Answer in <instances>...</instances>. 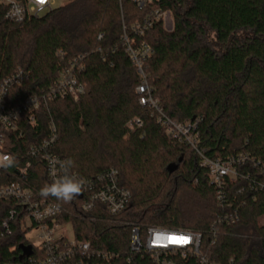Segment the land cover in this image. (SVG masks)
Instances as JSON below:
<instances>
[{
	"label": "trees",
	"instance_id": "16d2710c",
	"mask_svg": "<svg viewBox=\"0 0 264 264\" xmlns=\"http://www.w3.org/2000/svg\"><path fill=\"white\" fill-rule=\"evenodd\" d=\"M151 10L168 13L171 28L158 21L136 36L133 27ZM4 11L0 6V81L18 70L29 75L11 90L12 103L47 90L80 56L85 93L76 102H50L34 114V124L23 114L15 132H3L14 163L0 171L2 183L17 180L16 169L27 163L29 147L46 138L52 120V152L70 165L69 174L90 180L114 169L130 194L129 205L115 216L101 206L82 213L79 195L69 202L46 198L63 210L57 223L71 225L72 236L91 250L124 259L131 228L155 226L200 233L201 251L213 263L264 264V225H257L264 194L246 182H227L224 200L233 208L241 203L238 220L222 225L211 245L210 229L221 213L215 190L195 154L138 105L140 79L121 40L125 32L135 45L151 48L144 73L154 97L172 120H199L206 156L246 154L256 164L253 175L264 171V0H152L141 9L130 0H72L19 24L5 20ZM134 118L143 126L131 130L127 123ZM169 167L176 168L170 173ZM26 181L39 195L50 185L42 162L30 161ZM10 208L0 202V222ZM32 254L21 233L6 236L0 229L1 264H19Z\"/></svg>",
	"mask_w": 264,
	"mask_h": 264
},
{
	"label": "built area",
	"instance_id": "2783aa9c",
	"mask_svg": "<svg viewBox=\"0 0 264 264\" xmlns=\"http://www.w3.org/2000/svg\"><path fill=\"white\" fill-rule=\"evenodd\" d=\"M56 1L59 0H0V6L5 9V20L19 24L30 17L37 18L55 9ZM130 1L141 9L152 0ZM158 21H162L165 28L167 24L171 28L168 13L151 10L145 20L141 24H136L132 31L136 36H142L153 23ZM101 38L99 36L98 40ZM121 40L125 54L140 79L135 88L138 105L147 109L150 118L165 131L167 136L187 146L195 154L199 167L207 174L209 186L215 190L221 213L216 216L210 229L211 245H213L219 228L224 224L234 225L238 220L237 214L241 203L233 208V204L224 200L223 193L227 182H246L251 190L264 194V171L259 170L252 175L250 172L256 168V164L246 154H238L226 160L207 157L206 150L200 146L198 140L199 120L195 119L184 124L172 120L164 113L158 99L154 97L144 73V65L152 55L151 48L145 43L135 45L125 32ZM80 59L82 56L74 59L69 67L61 71L47 90L28 96L18 104L12 103L10 92L25 85L29 75L18 70L0 81V156L10 157L4 150L3 132H15L23 114H27L28 122L34 124V114L42 107L46 108L50 102L64 97L76 102L84 95L85 87L78 81L81 71L78 64ZM142 126L143 122L139 118L127 123V127L131 130ZM19 138L23 139L24 135L20 133ZM56 142L57 130L54 122L50 120L46 138L29 147L27 163L24 167L16 169L17 180L10 183H2L0 180V202L11 205L5 219L0 222V229L6 236L13 235L15 231L21 233L24 236L25 246L34 252V255L20 260L19 264H217L211 262L201 251L202 235L192 231L155 226L142 230L133 226L128 242V255L124 259L114 254L95 252L91 250L88 242L73 236L68 238L63 232L57 234V227L62 226L57 223V219L63 214L62 208L39 195L27 185L26 181V172L32 160H39L44 164L49 184L54 178H60L66 173L71 175L65 167L66 161L59 159L52 152ZM2 169L3 167H0V171ZM83 181L84 185L79 194L82 197L79 205L82 213H89L96 206H101L108 214L115 216L129 205L130 194L121 187L116 170L103 171L94 178ZM32 231L35 234L33 241L27 238L28 233ZM229 264H232V260Z\"/></svg>",
	"mask_w": 264,
	"mask_h": 264
},
{
	"label": "clouds",
	"instance_id": "9594fccd",
	"mask_svg": "<svg viewBox=\"0 0 264 264\" xmlns=\"http://www.w3.org/2000/svg\"><path fill=\"white\" fill-rule=\"evenodd\" d=\"M14 163V158L8 156H0V167L7 168ZM65 167H70L67 165ZM84 181L82 179L72 177L67 173L60 178H54L50 185H46L40 190V195L44 198L53 196L58 200L65 202L71 201L75 196L81 193Z\"/></svg>",
	"mask_w": 264,
	"mask_h": 264
},
{
	"label": "rangeland",
	"instance_id": "374dc122",
	"mask_svg": "<svg viewBox=\"0 0 264 264\" xmlns=\"http://www.w3.org/2000/svg\"><path fill=\"white\" fill-rule=\"evenodd\" d=\"M69 1L70 0H59V1H56L55 2V8H58V7H61V6L65 5V4H67ZM166 28L169 29V24H167ZM257 225L258 226L264 225V217H261V218H259L257 220ZM61 232L65 233L68 236V238H72L71 225L66 224V225H62L61 227H57V234L61 233ZM57 234H56V237L58 236ZM34 235H35L34 231H32V232L28 233L27 238L30 239L31 241H33V239L35 237Z\"/></svg>",
	"mask_w": 264,
	"mask_h": 264
},
{
	"label": "water",
	"instance_id": "95a60500",
	"mask_svg": "<svg viewBox=\"0 0 264 264\" xmlns=\"http://www.w3.org/2000/svg\"><path fill=\"white\" fill-rule=\"evenodd\" d=\"M176 167H169V172L171 173L172 171L175 170Z\"/></svg>",
	"mask_w": 264,
	"mask_h": 264
}]
</instances>
